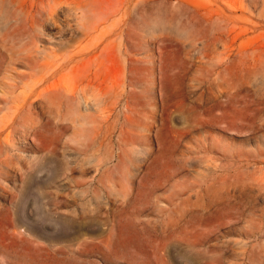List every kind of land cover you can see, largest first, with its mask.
<instances>
[{"label": "rangeland", "instance_id": "374dc122", "mask_svg": "<svg viewBox=\"0 0 264 264\" xmlns=\"http://www.w3.org/2000/svg\"><path fill=\"white\" fill-rule=\"evenodd\" d=\"M0 264H264V0H0Z\"/></svg>", "mask_w": 264, "mask_h": 264}]
</instances>
